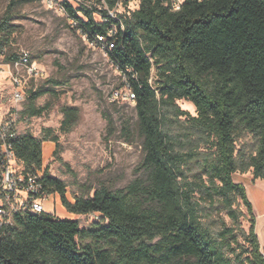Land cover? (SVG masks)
<instances>
[{
	"label": "trees",
	"instance_id": "obj_1",
	"mask_svg": "<svg viewBox=\"0 0 264 264\" xmlns=\"http://www.w3.org/2000/svg\"><path fill=\"white\" fill-rule=\"evenodd\" d=\"M30 1L10 0L0 50L13 32L12 11ZM125 23L108 56L136 95L146 178L72 203L68 184L43 168L44 144L58 142L53 131L44 138L20 133L15 152L24 168L44 170L46 190L70 214L97 219L82 227L49 213L18 214L13 227L0 230V264H264L253 205L234 180L252 170L264 181V0L191 2L179 12L168 0H142ZM6 55L7 62L16 58ZM41 96L30 93L23 116L43 115ZM62 113L61 132L69 133L80 111Z\"/></svg>",
	"mask_w": 264,
	"mask_h": 264
},
{
	"label": "rangeland",
	"instance_id": "obj_2",
	"mask_svg": "<svg viewBox=\"0 0 264 264\" xmlns=\"http://www.w3.org/2000/svg\"><path fill=\"white\" fill-rule=\"evenodd\" d=\"M9 2L0 0V18ZM12 16L13 32L5 36L7 52L27 51L44 72L42 78L29 79L23 71V81H29L27 100L31 92H41L36 106L46 110L39 117L23 116L26 100L18 116L19 131L37 138H44L47 129L53 131L51 137L58 142L44 144L43 168L68 184V200L73 203L76 197H92L101 187L122 190L135 179L146 178L140 169L145 154L136 105L111 101L113 91L125 88V80L107 53L89 46L66 18L47 9L39 0L16 7ZM5 81L11 80L6 69L0 67V87ZM2 95L3 106L13 108L11 91L4 90ZM178 105L196 116V108L189 101H178ZM65 107H77L80 111L78 123L69 133L61 132ZM234 180L246 187L264 254V181L254 180L252 170L235 174ZM47 207L53 209L58 219L79 220L82 227L96 218V215L70 214L56 194ZM240 208L246 215L240 226L248 231L247 209L242 204ZM223 219L226 226L237 227L227 216ZM240 242L244 243L241 237Z\"/></svg>",
	"mask_w": 264,
	"mask_h": 264
},
{
	"label": "built area",
	"instance_id": "obj_3",
	"mask_svg": "<svg viewBox=\"0 0 264 264\" xmlns=\"http://www.w3.org/2000/svg\"><path fill=\"white\" fill-rule=\"evenodd\" d=\"M40 1L47 9L66 18L89 46L101 48L107 55L116 48L118 37L126 32V19L140 9L142 3V0ZM204 1L168 0V3L173 12H179L187 3ZM89 24L104 27L105 33L93 32ZM6 53L7 47L0 50V67L6 69L11 80L5 81L6 87L3 88L4 82L0 87V230L13 227L18 214L49 213L47 203L54 196L46 190L43 181L45 171L25 169L15 152V142L20 134L18 116L29 91V81H23V71L29 79L42 78L44 72L27 51L22 49L14 53L16 58L10 62L5 60ZM4 90L11 91L13 108L3 106ZM110 99L136 103V95L127 84L125 88L113 91Z\"/></svg>",
	"mask_w": 264,
	"mask_h": 264
},
{
	"label": "crops",
	"instance_id": "obj_4",
	"mask_svg": "<svg viewBox=\"0 0 264 264\" xmlns=\"http://www.w3.org/2000/svg\"><path fill=\"white\" fill-rule=\"evenodd\" d=\"M47 210H48V212H49L50 214L53 213V209H52V208H48V207H47Z\"/></svg>",
	"mask_w": 264,
	"mask_h": 264
}]
</instances>
